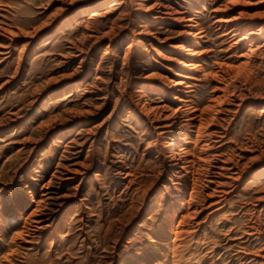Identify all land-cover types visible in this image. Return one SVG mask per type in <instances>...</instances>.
<instances>
[{"label": "rangeland", "instance_id": "rangeland-1", "mask_svg": "<svg viewBox=\"0 0 264 264\" xmlns=\"http://www.w3.org/2000/svg\"><path fill=\"white\" fill-rule=\"evenodd\" d=\"M262 192L264 0H0V264H260Z\"/></svg>", "mask_w": 264, "mask_h": 264}, {"label": "bare ground", "instance_id": "bare-ground-1", "mask_svg": "<svg viewBox=\"0 0 264 264\" xmlns=\"http://www.w3.org/2000/svg\"><path fill=\"white\" fill-rule=\"evenodd\" d=\"M186 21H189L187 26H191V27H196L197 26V23H196V21H195V19L193 17L187 18ZM227 28L230 30V32L233 33L234 36H238L241 33V31L243 30L244 25L239 24V23H227ZM186 38L189 39V40H194L196 43H198V40H197L198 39V32H195V31L191 30L188 33V35L186 36ZM255 40H256V38L253 37V35L250 33L249 36H245V37L241 38L239 41L240 42H247V41L255 42ZM186 50H187L186 54L189 55V56L195 54L194 53L195 49L193 47H188ZM185 66L188 67L189 69H191L192 71L196 69V67H193L191 63H185ZM177 84H179L180 86H184L183 89H180L181 93L178 96H176V100H177V102L179 104L177 109H178V112L179 111L182 112V116H180L178 118V120L175 122V124H172L169 127H174L175 125L179 124V127L182 130L180 139L185 141V143H187L188 142L187 139L189 138V132L191 130V127L196 126L195 125L196 121L199 122V125H198L199 130L202 128L203 121H204V111H203L204 109H202V108L198 109L196 107L191 106V104H192V99H191V97H192L191 96V94H192V90H191L192 85L189 82L182 81V82H178ZM210 106L211 105L209 104L208 106H206V108H209ZM229 160H227V161H224V160L218 161V162H222L223 164L221 166H219V167L216 166V168H218L220 170L219 172H216V174L222 175L224 173L223 171H229L230 172V170H231V171H234V173L229 178H231L233 181H238L239 175H240V172L238 171L239 168H238L237 165L236 166L234 165L235 167L232 166V163H230ZM173 161H175L174 165L177 166V168L180 171V173L183 174V175H181L182 178H188L191 175L192 178H193L192 180L194 181L193 184H195V182H197L196 178L193 177L194 176V172H195L194 171V165L196 163V159H194V154L193 153H191L189 151H184V148H181L179 152H175V154L173 156ZM209 181H210V183L213 182L212 179L209 180ZM221 185H222V183H220V186ZM236 188L237 187L233 188L232 191H226L223 188L221 189V187H219V185H218L217 188L213 189L212 193L210 192L208 195L206 194V196L208 198H217L218 197V200L215 201V202H211V205L221 204L222 202L226 203V202H228V200H227L228 199V195H230L231 192H234L236 190ZM262 193L263 194L260 197H257L258 198V199H256L257 201L258 200L259 201H264V192H262ZM259 194H261V193H259ZM203 198H204L203 199V203H201V204L198 203L199 205L197 207L195 206L196 207L195 211H194L195 218L205 210V203L204 202L207 201L206 202V204H207L208 202L211 201L210 199L205 198V196ZM188 209H190V207H188ZM261 211L264 213V208L261 209ZM188 212H190V211H188ZM191 212L193 214V210ZM188 214H186V215H188ZM192 214H190V215L192 216ZM250 219L255 224H253L252 226L249 227V232L246 233V236L249 238V240L255 236L256 237L255 239L257 241H261V242L264 241V229H262V227H261L263 225H260L261 223H259V219H261V217L259 218L258 215L251 214ZM198 223L199 222H197L196 224H198ZM176 233H175L176 235H179L180 231H177ZM255 256H256L255 259H254L255 261L258 260V261H261L260 264H264V256L263 255L257 254ZM252 261L253 260H251L250 262L253 263Z\"/></svg>", "mask_w": 264, "mask_h": 264}]
</instances>
